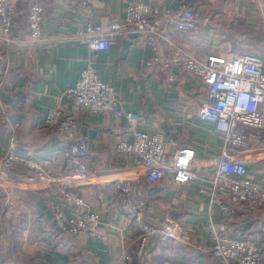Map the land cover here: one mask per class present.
Here are the masks:
<instances>
[{
    "label": "crops",
    "instance_id": "crops-1",
    "mask_svg": "<svg viewBox=\"0 0 264 264\" xmlns=\"http://www.w3.org/2000/svg\"><path fill=\"white\" fill-rule=\"evenodd\" d=\"M92 15L81 10H68L63 0H19L26 7L43 4L42 31L52 40L32 46L29 55H10L9 72L0 90V100L7 103L12 95L23 104L20 114L7 112L20 122L17 140L30 146L39 167L48 176L38 180L34 171L15 168L8 188L18 197L8 208L0 228V264H110L121 248L133 251L137 228L133 220L117 213L113 207L118 193L113 182L129 180L135 195L146 196L147 182L134 156L116 150L120 141L132 140V129L161 133L168 154L184 145L195 153V162L203 172L211 173L215 157L224 148L222 136L214 125L194 114L197 101L206 95L202 81L189 72L176 69L177 82L167 83L155 64L146 62L165 51L160 44L152 50L144 37L128 29L107 50L92 60L100 79L113 87L121 98L124 112L140 116L133 128L125 117L116 123L125 132H111L114 126L110 114L79 111L82 133L88 141L86 164L88 173L78 176L59 157L66 139L44 125L46 112L60 106L71 112L64 96L74 86L87 65L88 49L81 42L66 39L87 22L99 23L112 17H122L127 4L145 2L160 8L195 5L209 22L198 21L187 32L172 31V41L196 57L229 51L233 54H253L264 60V28L257 6L247 0H99ZM20 20L14 34L25 32ZM264 109V104H263ZM73 112L75 110L72 109ZM7 124L0 127V154L7 151ZM254 135L250 145L234 151V159L245 163L249 177L264 187V131L248 129ZM49 184L74 189L90 210L100 213L104 236L100 239L85 234L76 237L55 233L45 202L52 200ZM20 198V199H19ZM143 219L156 224L171 217L193 241L210 243L207 226L222 220L216 205H210L200 193L197 182L174 185L169 178L158 184L155 199L146 200ZM45 221V224L42 223ZM229 234L250 238L264 248V204L250 209L236 205V214L229 217ZM133 264H213L209 254L184 251L171 243L152 246L144 260L132 257Z\"/></svg>",
    "mask_w": 264,
    "mask_h": 264
},
{
    "label": "built area",
    "instance_id": "built-area-1",
    "mask_svg": "<svg viewBox=\"0 0 264 264\" xmlns=\"http://www.w3.org/2000/svg\"><path fill=\"white\" fill-rule=\"evenodd\" d=\"M247 1L257 2L264 28V0ZM63 5L68 10L78 9L85 15H92L93 9L100 6V1L63 0ZM43 9L42 3L22 7L19 0H0V90L9 72L10 55H29L32 46L52 40L42 31ZM20 20H25V32L14 34L13 28ZM198 21L203 24L209 22L195 5L160 8L155 4L135 2L126 5L122 17L108 18L99 23L89 21L66 37L87 46V65L81 70L74 86L64 92L71 112L60 106L50 108L43 123L66 139L58 155L78 176L88 173L85 161L88 141L82 133L79 111L110 114L114 120L111 132H125L116 123L120 117H125L132 128L140 122L138 114L122 110L118 93L100 79L92 63L100 51L107 50L128 29L143 36L152 50L160 44L165 46V51L153 56L146 65L155 64L168 84L177 82L176 69L189 72L202 81L206 95L195 104L194 114L198 119L213 124L224 141V148L215 157L211 173L203 172L202 166L194 164L195 153L191 147L182 145L168 154L165 138L159 132L132 129L130 142H118V152L136 159L147 188L143 198L135 195L131 181L113 182L118 193L113 207L117 213L135 222L138 235L133 251L121 248L110 264H133V256L144 260L152 246L159 243H171L184 251L209 254L213 264H264V248L253 239L236 238L228 232L229 217L236 214V205L245 204L256 210L264 204V187L249 177L242 160L231 157L234 151L251 144L254 135L248 129L264 131V60L250 53L233 54L226 50L200 58L172 41V31H190ZM7 110L13 114L22 112L23 104L17 96L12 95L7 103L0 100V127L7 124L9 138L7 151L0 154V180L10 182L13 170L18 167L34 171L38 180L46 179L48 176L39 167L33 149L17 140L20 122L18 118L12 120ZM165 178L178 187L197 182L199 193L210 205L219 208L222 220L207 226L210 243L203 238L193 241L169 216L156 224L143 219L146 200L155 199L158 184ZM49 185L52 200L45 202V209L51 216L57 235L76 237L85 234L97 239L104 236L99 212L88 209L84 199L74 189L60 184ZM12 191L0 189V228L7 209L18 197ZM42 223L45 224V221L42 220Z\"/></svg>",
    "mask_w": 264,
    "mask_h": 264
},
{
    "label": "rangeland",
    "instance_id": "rangeland-1",
    "mask_svg": "<svg viewBox=\"0 0 264 264\" xmlns=\"http://www.w3.org/2000/svg\"><path fill=\"white\" fill-rule=\"evenodd\" d=\"M250 4H253V5H255V7L257 6V2L255 1V2H250V1H248ZM205 17V16H204ZM262 25V24H261ZM0 185H2V186H4V187H6V186H9V185H11V183L8 181V182H5V181H1L0 180Z\"/></svg>",
    "mask_w": 264,
    "mask_h": 264
},
{
    "label": "trees",
    "instance_id": "trees-1",
    "mask_svg": "<svg viewBox=\"0 0 264 264\" xmlns=\"http://www.w3.org/2000/svg\"><path fill=\"white\" fill-rule=\"evenodd\" d=\"M27 7V6H26ZM202 15V14H201ZM24 21V23H25V20H23Z\"/></svg>",
    "mask_w": 264,
    "mask_h": 264
}]
</instances>
